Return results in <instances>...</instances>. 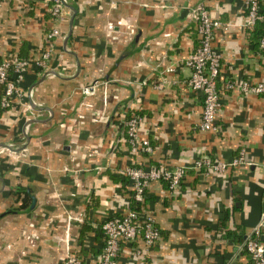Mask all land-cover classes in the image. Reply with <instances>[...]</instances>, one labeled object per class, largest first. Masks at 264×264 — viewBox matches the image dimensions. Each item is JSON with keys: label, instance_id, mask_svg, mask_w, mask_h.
Instances as JSON below:
<instances>
[{"label": "crops", "instance_id": "obj_1", "mask_svg": "<svg viewBox=\"0 0 264 264\" xmlns=\"http://www.w3.org/2000/svg\"><path fill=\"white\" fill-rule=\"evenodd\" d=\"M66 2L75 11L64 45L68 6L55 22L50 0H0V57H34L49 44L47 30L57 25L62 32L50 42L43 68H25L22 96L0 106V144H24L13 155L0 152V264H63L65 243L93 264L103 240L100 222L126 208L123 168L134 163L186 168L173 191L149 182L143 205L159 236L147 249L139 237L122 242L117 264H250L241 243L264 212V95L222 86L227 79L264 82L258 21L246 23L244 0ZM198 3L225 24L212 38L220 54L215 130L197 127L202 97L187 86L180 62L198 44L187 14ZM258 6L264 13V0ZM87 81L96 83L91 95L81 92ZM83 99L91 106L80 108ZM135 110L142 116L138 136L149 140L150 152H131L120 134ZM200 154L224 160L242 154L243 161L220 173L192 168ZM16 187L28 192L32 206L6 211L19 203ZM67 212L81 220L70 221L66 241ZM28 222L38 234L33 244L24 238ZM260 231L264 238V222Z\"/></svg>", "mask_w": 264, "mask_h": 264}, {"label": "built area", "instance_id": "obj_2", "mask_svg": "<svg viewBox=\"0 0 264 264\" xmlns=\"http://www.w3.org/2000/svg\"><path fill=\"white\" fill-rule=\"evenodd\" d=\"M66 0H50L49 12L55 22L61 21L65 17ZM247 13V24L252 25L257 20L264 25V13L259 10L258 0H244ZM188 16L195 23V30L198 36V44L189 51L180 62L188 69L186 84L191 90L199 91L202 97L200 119L197 127L200 130H215L214 122L215 112L220 104L219 92L217 88L219 52L212 45L213 30L219 26H225L220 20L210 17L206 6L198 3L191 6L187 11ZM116 20L106 22V30L111 31L114 24H119ZM131 32L132 26L128 24ZM62 32L57 25L52 26L45 32V37L49 40L47 47L34 57L20 56L12 52L7 56L0 57V84L2 85V96L0 106L5 107L14 96L21 97L23 94L22 81L25 68L29 64L41 69L45 66L49 57L50 42ZM258 46L264 49V27L258 37ZM171 70L172 66H166ZM96 83L87 81L81 85V92L85 95H91L94 92ZM224 88L236 87L245 93H261L264 95V82H248L242 80L227 79L222 83ZM30 94V90H28ZM80 108L91 106V102L85 99L80 100ZM97 120V116H93ZM142 121V116L138 113H130L121 122V135L126 139L131 152L143 150L151 151V144L148 139L138 136L137 128ZM6 150L13 155L14 149L7 150L0 146V152ZM243 161L242 154L232 156L228 160L211 157L207 154H200L193 158L190 166L192 168H206L213 172H223L229 166L236 165ZM186 166L183 164L168 167L162 164H127L123 172L127 177L132 189V198L135 201H142L145 189L150 181L163 180L168 190L173 191L179 185V182L185 173ZM71 220H81L80 215L67 212L64 226V240L67 241V231ZM264 222V212L261 213L259 222L252 228L241 246L248 254L250 264H264V238L259 237L260 227ZM28 231L24 238L29 244H33L38 234L33 228L32 222L27 223ZM100 231L103 237L102 245L98 250L94 264H117V255L124 241H133L139 237L144 248L152 246L159 236L158 227L155 224L151 213L143 212L139 214L134 209H126L119 217H106L100 222ZM63 264H83L81 254L70 250L65 243ZM134 253L140 254L141 248L134 247Z\"/></svg>", "mask_w": 264, "mask_h": 264}, {"label": "trees", "instance_id": "obj_3", "mask_svg": "<svg viewBox=\"0 0 264 264\" xmlns=\"http://www.w3.org/2000/svg\"><path fill=\"white\" fill-rule=\"evenodd\" d=\"M258 21V20H257ZM256 26L258 27V31H259V34L257 35V43H258V37H259V35H260V33H261V30H262V28L264 27V25H263V23L261 22V21H258L257 22V24H256ZM198 39V38H197ZM135 112L136 113H138V114H140L141 115V113L138 111V110H135ZM135 165H137V163H134ZM142 164H150V163H142ZM124 177H125V179L127 178L126 176H125V174H124ZM159 182H162L164 185H165V187H166V183L163 181V180H159ZM14 192L19 196L18 198H19V203L15 206V207H12V208H8L6 211H12V210H20V209H27L28 207H29V204H30V196H29V194H28V192L25 190V189H23V188H19V187H16L15 189H14ZM126 208H125V210L126 209H134V210H136L139 214H141V213H143V212H148V211H146L145 210V208H144V205H143V200L142 201H135L133 198H132V189H131V187H130V194H129V196H128V199H127V202H126V206H125ZM124 210V211H125ZM6 211H4V212H6ZM123 211V212H124ZM122 212V213H123ZM121 213V214H122ZM149 213V212H148ZM120 214V215H121ZM117 217H119V216H117ZM105 219V218H104ZM159 230V229H158ZM103 241V240H102ZM102 245V244H101ZM101 247V246H100ZM100 249V248H99ZM82 257V256H81ZM82 260H83V258H82ZM83 264H85L84 263V260H83ZM94 264V263H93Z\"/></svg>", "mask_w": 264, "mask_h": 264}, {"label": "water", "instance_id": "obj_4", "mask_svg": "<svg viewBox=\"0 0 264 264\" xmlns=\"http://www.w3.org/2000/svg\"><path fill=\"white\" fill-rule=\"evenodd\" d=\"M64 5H66V6H68L69 7V18H68V28H67V33H66V35L64 36V45H65V40H66V38H67V36L69 35V33H70V31H71V26H72V19H73V15H74V11H75V9L72 7V6H70V5H68L67 4V2H64ZM53 73H56L55 71H53V70H51ZM77 73V70L73 73V75H75ZM57 74V73H56ZM63 77V76H62ZM28 97H29V100L31 99L30 98V94L28 93ZM32 106L34 107L35 106V104L33 105L32 104ZM26 139H27V136H26ZM0 146H4V147H6V148H8L9 150H11V149H18V148H20V149H23V146H24V144H21V146H19V147H17V148H13L12 146H10V145H7V144H0ZM31 204L29 205V207L27 208V209H29L31 206H32V203H33V199L31 198Z\"/></svg>", "mask_w": 264, "mask_h": 264}]
</instances>
